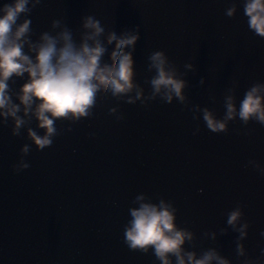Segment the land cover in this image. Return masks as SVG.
<instances>
[{"label":"water","instance_id":"water-1","mask_svg":"<svg viewBox=\"0 0 264 264\" xmlns=\"http://www.w3.org/2000/svg\"><path fill=\"white\" fill-rule=\"evenodd\" d=\"M227 6V0H42L31 20L36 35L53 19L78 29L80 18L89 14L117 32L139 25L134 59L145 93L144 79L151 75L147 56L163 50L181 72L187 71L185 63L194 65L195 73L185 77V92L220 118L233 81L237 106L245 89L264 82V40L248 31L239 5L234 19L226 17ZM115 106V100L106 99L99 116L72 125L51 148L38 152L33 146L25 157L30 167L20 173L11 165L19 148L31 142L23 130L13 137L10 126H0V264H153L151 253L131 252L122 242L123 225L131 219L128 209L138 206L131 201L143 193L153 202L158 197L173 201L176 223L195 233V247L186 242V250L199 258L215 246L232 264H237V234L229 229L220 236L218 229L226 222L221 212L242 202L251 225L243 243L259 256L264 177L248 161L264 167V127L244 126L237 119L227 134H213L201 118L200 132L193 135L197 122L175 101L157 99L147 108L121 103L120 121L108 114ZM208 230L217 232L216 244L202 235Z\"/></svg>","mask_w":264,"mask_h":264},{"label":"clouds","instance_id":"clouds-1","mask_svg":"<svg viewBox=\"0 0 264 264\" xmlns=\"http://www.w3.org/2000/svg\"><path fill=\"white\" fill-rule=\"evenodd\" d=\"M41 3L42 0L0 3V126H10L13 137H20L23 130L24 138L31 142L19 148V158L11 165L13 173L30 167L25 157L33 146L38 152L51 148L58 136L72 131V125L99 116L106 99L116 101L108 114L117 121L124 119L119 111L121 103L139 102L147 108L157 99L169 105L175 101L191 112L193 121L197 122L193 135L200 132L201 118L213 134H227L229 123L237 119L244 126L253 122L264 127V82H253L245 89L237 106L238 84L233 81L223 96L224 114L218 118L214 109L194 104L185 92L189 88L185 77L188 71L195 73L194 65L185 63L183 67L187 71L181 72L165 51L155 50L147 56L146 71L151 75L144 79V84L149 86L146 94L135 70L139 25L117 32L89 14L80 18L78 29L70 28L62 19H53L47 31L36 35L31 14ZM227 3L226 17L234 19L239 5L248 31L264 40V0H227ZM17 80L23 82L14 87ZM198 83L202 86L204 78ZM211 100L216 102L215 97ZM61 124L65 126L58 127ZM250 132L249 129L244 134ZM248 165L264 177V167L258 161L250 159ZM131 202L138 206L128 209L131 219L123 225L122 241L129 251L151 253L155 258L153 264L157 261L159 264H232L215 246L203 250L199 258L194 251L185 249L186 242L195 247V233L176 223L178 209L173 201L158 197L153 202L152 197L143 193ZM245 207L237 202L233 208L222 211L226 222L218 233L226 236L230 229L237 234L234 239L237 264H264V247L260 248L259 256L253 257L244 246L251 226L243 211ZM202 235L210 236L216 244V231H204ZM260 236L264 237V231Z\"/></svg>","mask_w":264,"mask_h":264}]
</instances>
